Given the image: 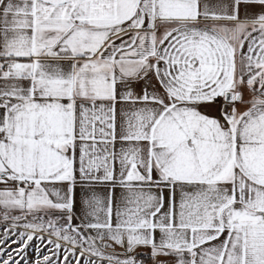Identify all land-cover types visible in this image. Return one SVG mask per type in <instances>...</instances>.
<instances>
[{
    "label": "snow or ice",
    "instance_id": "1",
    "mask_svg": "<svg viewBox=\"0 0 264 264\" xmlns=\"http://www.w3.org/2000/svg\"><path fill=\"white\" fill-rule=\"evenodd\" d=\"M0 264H264V0H0Z\"/></svg>",
    "mask_w": 264,
    "mask_h": 264
}]
</instances>
